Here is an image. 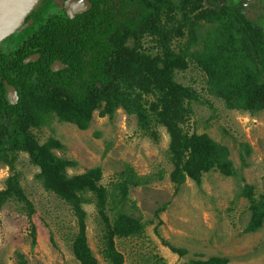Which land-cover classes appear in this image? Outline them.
Masks as SVG:
<instances>
[{"label": "trees", "instance_id": "16d2710c", "mask_svg": "<svg viewBox=\"0 0 264 264\" xmlns=\"http://www.w3.org/2000/svg\"><path fill=\"white\" fill-rule=\"evenodd\" d=\"M201 2L178 0L168 11H159L161 3L170 2L144 0L148 8L133 17L125 13L124 20L107 17L103 10L95 19L86 13L84 20L52 13L21 45L0 47V164L11 172L0 190V206L13 200L24 204L28 217L34 212L15 170L19 152H25L38 168L36 178L43 189L65 202L77 220L78 231L71 250L80 264H99L87 242L82 204L93 202L103 221L104 259L108 264H123L114 239L140 236L144 228L125 207L129 188L152 179L137 175L128 164L111 188L100 183V167L68 175L66 168L76 162L53 152L62 148L61 143L54 138L40 143L32 131L52 116L87 129L94 111L102 117H112L117 109H122L125 114L134 115L139 129L155 140V127L163 126L169 137V179L176 189L187 178L199 184L203 173L209 171L225 176L236 173L226 145L206 133L184 130L192 103L199 97L194 89L174 77L176 71L185 70L194 62L207 78L208 91L221 98L227 108L251 114L264 109V24H253L238 10L225 6L202 9ZM177 13L181 14L180 19L176 18ZM199 21L216 25L202 37V50L189 52L187 46L171 47L174 39L185 35V28L191 35L185 45L198 38L200 33L193 28ZM259 21L264 22V18ZM147 37L150 44L145 47L143 39ZM35 52L39 59L23 62ZM53 60H60L66 68L51 71ZM9 86L17 91L14 104L6 96ZM241 194L247 198L250 211L244 230L256 231L264 221V195L255 197L249 184H244ZM131 206L135 208L134 204ZM164 208L162 205L156 214ZM113 209L115 217L111 220L108 211ZM31 236L34 244V225ZM165 244L173 252H183ZM17 256L19 264H26L21 254ZM226 262L225 257L211 256L193 260L192 264Z\"/></svg>", "mask_w": 264, "mask_h": 264}, {"label": "rangeland", "instance_id": "374dc122", "mask_svg": "<svg viewBox=\"0 0 264 264\" xmlns=\"http://www.w3.org/2000/svg\"><path fill=\"white\" fill-rule=\"evenodd\" d=\"M47 5L54 6L40 5V1L37 4L38 20L52 12ZM223 6L238 10L253 24H264L259 21L264 18L263 0H204L202 9ZM239 6L245 8L241 10ZM176 18L180 19L181 14L177 13ZM215 26L199 21L193 28L200 33L198 38L185 45L191 36L185 28V35L174 39L171 47L187 46L189 52L202 50V37ZM19 32L20 29L0 42V47L12 46L24 36ZM148 41L149 37L143 39L145 47L150 44ZM174 78L194 89L199 97L192 103L184 130L206 133L226 145L235 175L209 171L203 173L199 184L187 178L176 189L169 179L172 165L165 128L155 127V140L139 129L134 115H127L122 109H117L112 117H102L94 111L87 129L52 116L32 131L40 143L48 138L61 143L62 148L53 152L76 162L66 168L68 175L100 167V183L111 188L128 164L137 175L151 177L149 183L129 188L125 207L144 228L140 236L114 239L123 264H192L193 260L211 256L227 258L226 264H264V221L256 231L244 230L250 211L247 198L241 194L244 184H249L255 197L264 195V109L251 114L227 108L221 98L208 91L207 78L194 62L185 70L176 71ZM15 170L34 212L28 217L24 204L13 200L0 206V264H19L18 253L26 264H80L71 250L78 224L69 206L43 189L36 178L38 168L29 161L27 153L19 152ZM10 173L7 166L0 164V190ZM162 205L165 208L156 214ZM82 208L86 213L88 245L99 264H108L102 255L103 221L93 202L82 204ZM108 214L112 220L115 210ZM31 225L35 227L34 244ZM165 243L183 252H173Z\"/></svg>", "mask_w": 264, "mask_h": 264}, {"label": "flooded vegetation", "instance_id": "af4514ba", "mask_svg": "<svg viewBox=\"0 0 264 264\" xmlns=\"http://www.w3.org/2000/svg\"><path fill=\"white\" fill-rule=\"evenodd\" d=\"M168 1L170 3H161L159 6L157 5L158 6L157 10L168 11L172 7L174 2H178V0H168ZM203 1L204 0H202L201 5H203ZM263 2H264V0H263ZM48 3H50V4L53 3V5H54L53 8L51 5H47V6H50L52 8L51 13H49L45 17H43L42 20H38V10L39 9H37L38 6L36 5V7L33 8L34 10H32L26 16L24 23L19 28H17L13 33L10 34V35L14 34L15 32L19 31V29H20L19 33L24 34V36L21 37L17 42L12 43V46H19L22 43H24L23 41L25 39H27L30 36V34L33 33L41 24H44V22H45L44 20L46 19V17L52 13L64 14L65 16H67L68 18H71V19L79 16V17H82L81 18L82 20H84V19H86V18H84L86 13L90 14V16L94 17V19H95V17L98 15V13L102 12L101 10H103L104 12L108 13L106 15L107 17H112L113 19L120 18V19L124 20L126 17L125 13L129 17H133L135 14L139 13L143 9L148 8V6L144 3V0H40V5L41 4L46 5ZM239 8L241 10H243L245 7L239 6ZM68 11L70 13H72V16H68V13H67ZM97 20L98 19H96L95 22H97ZM35 54H37L38 57L33 61H36L40 57L39 53H37V52L31 53L30 55H27L24 59H26L29 56L35 55ZM24 59H23V61H24ZM55 61H60V60H53L49 65L50 70H51V65ZM64 65H65V67L60 68L56 71H59V70L66 68L67 65L66 64H64ZM51 71H53V70H51ZM56 71H53V72H56ZM7 92H8V90H7ZM16 95H17V91H16ZM7 99H8V97H7ZM17 100H18V96H17ZM8 102H9V100H8ZM10 104H12V103H10Z\"/></svg>", "mask_w": 264, "mask_h": 264}, {"label": "water", "instance_id": "95a60500", "mask_svg": "<svg viewBox=\"0 0 264 264\" xmlns=\"http://www.w3.org/2000/svg\"><path fill=\"white\" fill-rule=\"evenodd\" d=\"M40 0H0V41L8 37L17 28H19L26 18ZM68 16L72 13L67 12ZM38 57L37 54L24 59V63L33 61ZM65 67L60 61H55L51 65V70L56 71ZM7 97L10 103L14 104L17 101L16 90L9 86Z\"/></svg>", "mask_w": 264, "mask_h": 264}]
</instances>
